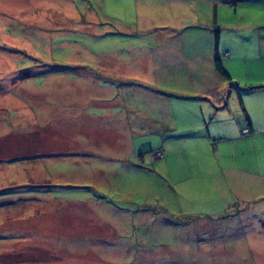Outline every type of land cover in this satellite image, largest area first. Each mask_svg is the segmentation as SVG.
<instances>
[{
    "label": "rangeland",
    "instance_id": "1",
    "mask_svg": "<svg viewBox=\"0 0 264 264\" xmlns=\"http://www.w3.org/2000/svg\"><path fill=\"white\" fill-rule=\"evenodd\" d=\"M0 264H264V0H0Z\"/></svg>",
    "mask_w": 264,
    "mask_h": 264
}]
</instances>
